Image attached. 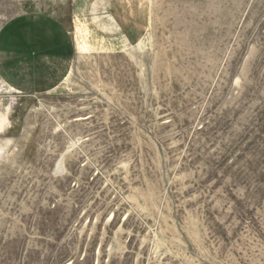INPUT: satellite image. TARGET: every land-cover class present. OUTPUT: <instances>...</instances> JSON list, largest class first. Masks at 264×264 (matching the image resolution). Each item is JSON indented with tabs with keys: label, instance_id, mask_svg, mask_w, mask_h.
<instances>
[{
	"label": "rangeland",
	"instance_id": "rangeland-1",
	"mask_svg": "<svg viewBox=\"0 0 264 264\" xmlns=\"http://www.w3.org/2000/svg\"><path fill=\"white\" fill-rule=\"evenodd\" d=\"M28 15L74 59L0 81V264H264V0H0V31Z\"/></svg>",
	"mask_w": 264,
	"mask_h": 264
},
{
	"label": "crops",
	"instance_id": "crops-1",
	"mask_svg": "<svg viewBox=\"0 0 264 264\" xmlns=\"http://www.w3.org/2000/svg\"><path fill=\"white\" fill-rule=\"evenodd\" d=\"M74 59L72 39L60 21L33 15L15 17L0 31V81L24 95L60 86Z\"/></svg>",
	"mask_w": 264,
	"mask_h": 264
},
{
	"label": "bare ground",
	"instance_id": "bare-ground-1",
	"mask_svg": "<svg viewBox=\"0 0 264 264\" xmlns=\"http://www.w3.org/2000/svg\"><path fill=\"white\" fill-rule=\"evenodd\" d=\"M79 49V48H78ZM59 165H61V164H59ZM60 168H61V166H60ZM58 170H59V168H58Z\"/></svg>",
	"mask_w": 264,
	"mask_h": 264
}]
</instances>
